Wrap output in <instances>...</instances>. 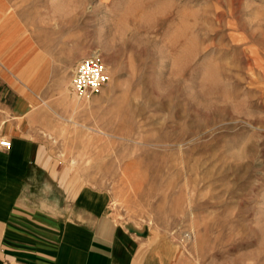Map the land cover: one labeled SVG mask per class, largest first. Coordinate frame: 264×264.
<instances>
[{
	"label": "rangeland",
	"instance_id": "obj_1",
	"mask_svg": "<svg viewBox=\"0 0 264 264\" xmlns=\"http://www.w3.org/2000/svg\"><path fill=\"white\" fill-rule=\"evenodd\" d=\"M3 18L11 49L26 23L44 145L76 183L183 264H264V0H0ZM91 55L110 79L78 97Z\"/></svg>",
	"mask_w": 264,
	"mask_h": 264
},
{
	"label": "crops",
	"instance_id": "obj_2",
	"mask_svg": "<svg viewBox=\"0 0 264 264\" xmlns=\"http://www.w3.org/2000/svg\"><path fill=\"white\" fill-rule=\"evenodd\" d=\"M7 22L0 24V139L10 140L0 146V264H183L169 240L121 224L104 192L76 183L55 162L28 72L26 23L11 49Z\"/></svg>",
	"mask_w": 264,
	"mask_h": 264
},
{
	"label": "built area",
	"instance_id": "obj_3",
	"mask_svg": "<svg viewBox=\"0 0 264 264\" xmlns=\"http://www.w3.org/2000/svg\"><path fill=\"white\" fill-rule=\"evenodd\" d=\"M109 79L110 74L106 64L97 55H91L77 62L71 89L78 97L91 96L100 92ZM0 146L8 148L10 140L1 138Z\"/></svg>",
	"mask_w": 264,
	"mask_h": 264
}]
</instances>
